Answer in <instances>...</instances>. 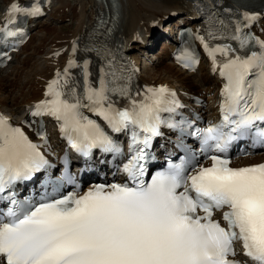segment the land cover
I'll return each mask as SVG.
<instances>
[{
	"label": "snow or ice",
	"instance_id": "snow-or-ice-1",
	"mask_svg": "<svg viewBox=\"0 0 264 264\" xmlns=\"http://www.w3.org/2000/svg\"><path fill=\"white\" fill-rule=\"evenodd\" d=\"M38 3L20 7L14 2L9 16L39 15ZM243 16L256 18L248 12ZM13 22L9 19L7 24ZM240 31L237 26L235 32ZM17 34L2 28L0 40ZM199 39L213 60L214 71L217 53L228 57L220 68L226 83L220 123L189 134L200 137L206 151L217 153H226L233 141L247 136L264 144V40L234 35L240 48L255 44L259 50L230 55L236 51L231 45L210 47L204 37ZM88 64L85 60L81 67L89 106L113 131L131 129L130 158L123 168L131 183L98 184L83 195H45L35 204L16 199L10 189L18 181L31 179L48 161L39 145L0 115V201L8 202L6 210H0L4 264H239L229 258L236 255L237 240L254 264H264V163L231 167L229 159L212 155L210 167L199 166L189 174L190 161L181 157L180 163L169 161L165 170L146 182L141 163L144 150L160 134L161 113L174 111L176 102L169 95L175 94L166 86L147 88L142 100L133 99L129 107L116 109L108 93L127 95V86L112 89L101 77L99 87H93ZM75 66L69 60L65 77ZM184 66L191 65L186 62ZM67 85V79L62 83L57 73L45 93L51 98L37 103L32 115H51L62 121L61 131L85 156L95 147L120 152L99 125L82 116L81 98L75 96L74 88L65 91ZM65 179L72 182L70 177ZM224 208L222 219L227 227L213 219V211Z\"/></svg>",
	"mask_w": 264,
	"mask_h": 264
},
{
	"label": "bare ground",
	"instance_id": "bare-ground-1",
	"mask_svg": "<svg viewBox=\"0 0 264 264\" xmlns=\"http://www.w3.org/2000/svg\"><path fill=\"white\" fill-rule=\"evenodd\" d=\"M22 1L24 0H3V8L14 2ZM74 1L75 3L72 4L69 0H47L42 10L47 11L53 18L70 17L74 23L72 22L73 24L68 27L66 24V26L57 28L55 25L50 26L52 23L50 20H37L35 22L29 39L19 53L13 55L16 64L11 66L7 74H0V110L9 113L10 116L18 114L20 108L24 111L29 105L42 98L46 83L61 72L69 60L76 62V66L72 67L73 72L80 67L83 58L81 51L84 48V39L90 34L97 13L106 12V8L103 0ZM118 1L120 3L121 27L117 38L123 41L122 44L128 50L134 48L133 44L136 41L145 40L149 33L156 30L159 31L157 34L160 37L161 24L167 18L172 17L171 12H178L177 15L182 17L178 20H187L195 11L191 7L192 4L187 0ZM156 20L158 22L156 25H148L149 22ZM172 21V25L177 22L176 19ZM193 21L197 24L196 19ZM257 31H262L264 36L263 21L257 27ZM161 35L165 36V33ZM165 37L167 38V36ZM147 43L153 45L152 41ZM74 44L75 52H73ZM44 45L48 47L50 45L51 49L41 55ZM148 45L147 47H149ZM172 47V44L167 45V43L161 46L159 55L154 56L157 62L152 63V65L148 66V62L144 61L139 75L140 81L149 86L168 85L178 91L183 98L189 97L191 94L204 96L210 91L216 93L218 91L217 78L202 63L195 73H185L176 67L170 58ZM140 48L142 47L140 46ZM131 57L137 65L140 63L138 53L131 54ZM40 58L43 59V64L37 65L36 61ZM209 98L213 97L210 96ZM207 108L215 109L213 103L208 104ZM262 157L263 155L245 157L242 162H254Z\"/></svg>",
	"mask_w": 264,
	"mask_h": 264
},
{
	"label": "rangeland",
	"instance_id": "rangeland-1",
	"mask_svg": "<svg viewBox=\"0 0 264 264\" xmlns=\"http://www.w3.org/2000/svg\"><path fill=\"white\" fill-rule=\"evenodd\" d=\"M2 1V2H1ZM72 4H74L75 3V1L74 0H69ZM4 2H3V0H0V7H4V4H3ZM2 8H0V10L2 9ZM173 18H175L176 16H172ZM41 20H43V21H47V20H51L52 21V23H50V26L52 25V26H54L55 25V27H57V28H59V27H62V26H66V24H67V27L68 26H70L71 24H73L74 22H73V20L72 19H70L69 17L68 18H64V19H54V18H52L49 14H45L44 16H42L41 17ZM73 22V23H72ZM151 22H149L148 23V25L150 24ZM75 25V24H74ZM165 25V27L167 28L166 30H168V32H170L169 31V27H171V26H169V27H167V24H163V26ZM168 25H169V23H168ZM71 29V28H70ZM147 29V28H146ZM146 29H144L145 31H147ZM67 31V30H66ZM162 31V30H161ZM164 31V30H163ZM162 33V32H161ZM171 33V32H170ZM156 32L155 33H153L151 36H148V39H147V41L148 40H152V39H154L155 37H156ZM166 34V33H165ZM151 38V39H150ZM162 38H160V39H158L157 40V42L155 43V44H153V46L152 47H149V48H147V49H145L144 50V52H143V56H140L141 57V60L142 61H146V62H149L150 63V60L151 61H154V62H157V59H155V55H157V54H159V50H160V48H161V46H162V44L164 43V42H162ZM30 42V41H29ZM28 45V44H27ZM49 47H50V45H49ZM47 45H44L43 46V48H42V52H41V55H43V54H45V53H47L50 49H51V47L49 48ZM40 51V50H39ZM21 54V53H20ZM21 56V55H20ZM45 56V55H44ZM44 56H43V59H44ZM41 57V56H40ZM43 59L42 58H40L38 61H36V64L37 65H41V64H43ZM150 59V60H149ZM14 64H16V62L14 61V59L12 58L10 61H9V64H8V66H6L5 68H3V69H0V74H2V75H4V74H7V72H8V70L11 68V66L12 65H14ZM207 99H208V96H207ZM21 112V111H20Z\"/></svg>",
	"mask_w": 264,
	"mask_h": 264
}]
</instances>
